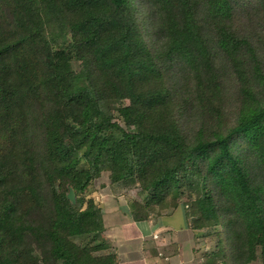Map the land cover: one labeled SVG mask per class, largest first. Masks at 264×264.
<instances>
[{"label": "trees", "instance_id": "1", "mask_svg": "<svg viewBox=\"0 0 264 264\" xmlns=\"http://www.w3.org/2000/svg\"><path fill=\"white\" fill-rule=\"evenodd\" d=\"M101 177L264 264V0H0V264H116Z\"/></svg>", "mask_w": 264, "mask_h": 264}, {"label": "crops", "instance_id": "2", "mask_svg": "<svg viewBox=\"0 0 264 264\" xmlns=\"http://www.w3.org/2000/svg\"><path fill=\"white\" fill-rule=\"evenodd\" d=\"M122 185L123 184L121 183H110L109 189L98 192V196H101L102 198L100 199L99 197V199L102 200L100 206L103 209L105 230L107 234L110 233L112 235L113 232L117 234L116 237L112 238H116L118 241V264H158L156 261L159 259V255L161 254L158 247L168 242V235L172 238V241L176 240L180 243L181 239L192 237L193 234L186 227V222L184 223L183 228L176 229L174 232L173 224L170 223L171 220L170 222L165 220V218L171 219V216H163L162 219L156 222L153 219L148 221L135 220L131 214L132 208L130 209L128 204L122 203V199H119L121 197L120 189H122L120 186ZM117 207H120L118 209L121 210L118 211ZM162 229L171 231L168 233L161 232L160 230ZM174 235L177 237V239L173 238ZM131 237L136 240L132 252L127 250L128 243L126 244L125 242ZM150 241L155 247L151 249L149 256H145L147 251L146 246ZM146 257H149V259Z\"/></svg>", "mask_w": 264, "mask_h": 264}, {"label": "rangeland", "instance_id": "3", "mask_svg": "<svg viewBox=\"0 0 264 264\" xmlns=\"http://www.w3.org/2000/svg\"><path fill=\"white\" fill-rule=\"evenodd\" d=\"M73 67L75 70H78L81 67V61L74 59L73 61ZM107 172L105 173L106 177ZM103 176V177H104ZM101 177L95 182L94 189L95 193L97 194V198L102 199L101 196H98V192L102 190L109 189L110 182L107 178ZM122 189H120V198L122 199V203L128 204L130 206V209L132 208V202L134 200H141L142 195L140 194V191L135 188L134 186H128L125 185L120 186ZM124 190V191H123ZM123 191V192H122ZM111 197V196H110ZM99 199V202L102 203V200ZM120 201V202H121ZM124 201V202H123ZM100 205V204H99ZM120 207H117V209ZM121 209H118L120 211ZM132 210V209H131ZM170 217L165 218V217ZM153 218L162 219L161 217L157 216L156 213L152 215ZM165 220L168 222H171L173 224V231L175 232L176 229L183 228V225L185 223L183 211L181 209V206H178L174 209L170 210V215H165ZM161 232H170L171 230L162 229ZM172 231V232H173ZM160 232V233H161ZM173 232V234H174ZM125 233V232H124ZM116 233L113 232L112 235L109 233L107 234L106 230H104L101 234V238L103 242H106L109 245V250L112 252H115L118 256L119 260V254H118V241L117 239H113L112 237H116ZM176 235V233H175ZM173 236L174 239H177L176 236ZM131 236V235H130ZM126 238V237H125ZM168 242L166 240V244L159 246V252L161 254L159 255V259H157L158 264H203L204 257L206 254L210 253L216 244V237L215 236H198L195 237L192 235L191 238H185L181 239V243L175 241H172V238L168 235ZM76 241L78 243H90V239L88 238H76ZM135 239L133 237L128 238L125 242L128 243L127 250L132 252L135 246ZM155 247L154 244L150 241L146 246V253L145 256H149L151 249ZM149 259V257H146ZM118 260L117 263L118 264ZM251 264H261L260 261H255Z\"/></svg>", "mask_w": 264, "mask_h": 264}]
</instances>
